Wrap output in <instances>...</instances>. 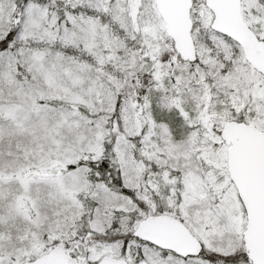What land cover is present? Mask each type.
Wrapping results in <instances>:
<instances>
[{
    "label": "snow or ice",
    "instance_id": "1",
    "mask_svg": "<svg viewBox=\"0 0 264 264\" xmlns=\"http://www.w3.org/2000/svg\"><path fill=\"white\" fill-rule=\"evenodd\" d=\"M0 264H264V0H0Z\"/></svg>",
    "mask_w": 264,
    "mask_h": 264
}]
</instances>
